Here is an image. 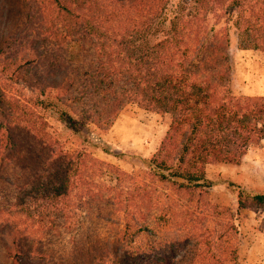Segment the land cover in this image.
I'll return each mask as SVG.
<instances>
[{
	"label": "trees",
	"instance_id": "1",
	"mask_svg": "<svg viewBox=\"0 0 264 264\" xmlns=\"http://www.w3.org/2000/svg\"><path fill=\"white\" fill-rule=\"evenodd\" d=\"M173 2H0V78L8 88L24 82L35 97L34 106L0 97L12 118V133L0 135V242L14 264L46 257L49 247L85 249L81 227L67 238L77 203L124 213L131 231L124 235L135 250L88 254L95 264H194L168 257L165 240L145 247L136 238H153L149 220H167L178 208L189 213L191 198L212 187L207 166L238 165L264 142V96L231 93L227 30L215 31L208 17L216 0L179 3L169 30L148 42ZM129 103L171 116L159 151L145 162L148 172L137 177L67 151L39 112L52 109L74 133H91L108 130ZM29 151L40 170L26 166ZM100 170L117 175L118 186L98 184ZM256 199L264 204V196Z\"/></svg>",
	"mask_w": 264,
	"mask_h": 264
},
{
	"label": "rangeland",
	"instance_id": "2",
	"mask_svg": "<svg viewBox=\"0 0 264 264\" xmlns=\"http://www.w3.org/2000/svg\"><path fill=\"white\" fill-rule=\"evenodd\" d=\"M216 1L208 17L210 26H216L215 31L227 30L230 91L237 97H262L264 0ZM183 2L190 8L198 6L196 0H174L166 20L159 21L148 42H155L163 32L169 30L172 15L180 6L179 3ZM3 80L0 78V97L5 95L22 104L33 105L35 97L27 84L20 82L8 88ZM39 112L47 123L46 132L67 151H85L98 162L134 177L148 172L145 162L159 151L171 125L170 115L147 111L136 103L127 104L108 130H94L91 133L85 130L74 133L52 109H39ZM11 122L8 107L0 105V135L12 133ZM32 157L29 151V158L25 159L26 166L36 169L34 171L40 170L35 166L36 162L30 159ZM96 174L98 184L118 186L117 175L105 170ZM206 176L212 187L204 194L197 193L191 198L188 214H184L183 210L178 211V208L173 215L167 214V220L159 217L149 220L155 232L153 238L138 237L137 242L149 247V244L165 240L168 257L183 259L187 263L264 264V204L260 205L256 199V196H264V142L250 149L238 165L207 166ZM74 194L78 196L80 193L75 191ZM76 206L67 238L71 236L74 239L77 233L73 230L81 227L83 231L79 241L87 244L85 249L76 250L65 245L49 247L45 250L46 257L38 253L39 257L28 264H95L88 254L105 256L104 248H113L125 256L135 250L131 244H127L130 235H124L131 233L125 230L124 213L113 215L110 206H105L102 212L96 206L91 211L81 204L77 203ZM106 214L112 218L111 222H106ZM139 225H142V221ZM86 248L93 252L86 251ZM68 252L80 254L84 259L76 260L72 255L67 256ZM0 264H14L2 242Z\"/></svg>",
	"mask_w": 264,
	"mask_h": 264
}]
</instances>
